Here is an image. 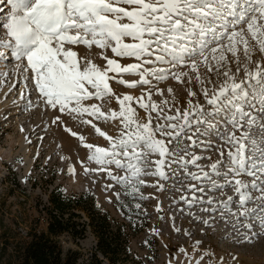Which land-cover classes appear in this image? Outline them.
Listing matches in <instances>:
<instances>
[{
    "label": "snow or ice",
    "instance_id": "1",
    "mask_svg": "<svg viewBox=\"0 0 264 264\" xmlns=\"http://www.w3.org/2000/svg\"><path fill=\"white\" fill-rule=\"evenodd\" d=\"M0 15V63L10 60L17 71L30 70L25 80L34 86L45 108L92 124L96 134L108 141L109 147L104 148L83 143L84 137H78L89 151L88 161L98 166L96 171L107 172L126 195H133L144 184L142 173L167 178L162 169L177 163L171 159L178 155L170 148L173 141L195 128L187 136L195 147L193 136L214 134L229 145L226 157L221 152L222 159L211 164L207 173L197 165L201 158L194 155L190 160L180 157L179 167L192 181L208 182L207 188L194 185L190 191L233 187L238 201L228 197L213 207L216 202L211 197L206 201L195 195L191 200L181 199L189 207L206 204L203 210L209 215L219 211L222 216H235L233 229L239 242L250 243L264 235V60H254L257 52L264 57V0H0ZM79 45L101 49V59L106 61L103 67L79 57L74 50ZM227 53L237 65L236 73L220 71ZM241 57L243 76L237 80ZM209 58L216 62L217 75L225 78L211 92H203L210 111L196 105L168 115L163 111L166 101L162 105L151 102L153 91L162 92L156 87L159 83L168 78L183 82L188 73L179 69L197 73L203 64L212 72ZM121 59L134 62L124 64ZM126 75L138 79L129 81ZM0 76L6 79L7 73L0 72ZM195 79L200 81V76ZM110 81L128 89L146 88L147 92L135 98L117 94ZM113 99L118 110L102 111L100 104L89 103L110 106ZM134 104L148 114L146 121L138 118ZM152 113H156L155 124ZM94 120L117 122L119 135L101 131ZM209 120L215 124L207 123ZM53 123L59 125L61 118L57 116ZM229 126L232 132H220V127ZM65 130L77 136L67 126ZM148 155L159 157L155 172L141 167ZM189 164L197 171L188 172ZM110 166L125 175L114 176ZM248 177L251 182H244ZM133 181L138 183L133 186ZM254 192L259 193L255 198ZM249 203L256 207L249 208ZM203 259L201 255L195 264ZM218 264H223V258Z\"/></svg>",
    "mask_w": 264,
    "mask_h": 264
},
{
    "label": "rangeland",
    "instance_id": "2",
    "mask_svg": "<svg viewBox=\"0 0 264 264\" xmlns=\"http://www.w3.org/2000/svg\"><path fill=\"white\" fill-rule=\"evenodd\" d=\"M6 14L7 11L3 15ZM3 15H0V20ZM74 50L79 57H87L101 67L106 63L100 56L102 50L94 45L91 49L79 45ZM107 55L112 57L110 49ZM226 56L221 73H236L237 65L232 62L231 54L227 53ZM241 59V72L237 73V80L243 76ZM254 60L261 61L264 57L257 52ZM120 62L127 64L134 60L121 59ZM215 65L216 62L209 58L208 67L213 68L212 72L203 64L197 73H192L190 68L179 69L188 73L183 82L168 78L159 83L156 87L162 92L158 94L153 91L151 102L162 105L166 101L163 111L168 115H175L176 109L183 110L196 105L210 111L203 92L205 89L211 92L225 79L222 74L217 75ZM0 72L7 73L6 79L0 76L1 264H17L14 258L17 243L29 240L28 234L31 232H46V207L51 191L67 200L63 217L67 219L69 213L74 214L70 217L69 231L72 228L79 230L78 223L85 224L81 237H72L70 232H64L55 238L63 249H80L87 255L95 251L99 236L103 247L110 245L115 250L116 261L124 259V262L117 264H195L201 255L204 256L201 264H218L220 258H223V264H264V235L252 239L250 243L239 242L233 229L235 216H222L219 211L209 215L203 210L206 204L195 203L189 207L181 199L185 197L191 200L195 195L206 201L211 197L216 202L213 207H218L228 197L238 201L239 196L233 187L205 193L190 191L189 188L194 185L207 188L208 182L192 181L185 170L179 167L180 157L190 160L194 155L201 158L197 160V165L205 173L210 172L211 164L222 159L221 152L227 156L229 145L225 140L218 139L214 134L209 137L193 136L197 144L192 147V140L187 139V136L193 135V128L186 136H181L178 142L173 141L170 145L178 155L171 158L177 161L176 164L171 167L165 165L162 169L167 178L161 180L158 176L142 173L140 179L144 184L133 195H126L124 188L108 178L107 172L96 171L98 166L87 159L89 151L83 147L79 136L84 137L83 143L109 147L108 141L96 134L92 124H83L79 118L73 119L66 113L45 108L34 86L25 80L30 70L17 71L15 63L4 60L0 63ZM196 75L200 76V81L195 79ZM124 78L129 81L138 79L130 75ZM109 83L117 94L133 95L135 98L147 92L142 87L128 89L116 81ZM89 103L100 104L102 111L110 108L118 110L115 99L110 106L99 101ZM134 107L138 118L146 121L148 114L138 105L134 104ZM57 116L62 121L59 125L53 123ZM152 116L155 124L156 113H152ZM93 123L110 136L119 135L117 122L94 120ZM207 123L215 124V121L209 120ZM65 126L76 132L77 136H72ZM219 130L222 133L233 131L230 126L220 127ZM185 150L188 155H185ZM158 159L156 155H148L141 164L142 169L155 172V161ZM110 167L114 176L125 175L114 166ZM86 168L89 169L87 173ZM187 171L196 172L197 167L189 164ZM251 179L248 177L244 182L250 183ZM137 183L133 181V186ZM219 183L224 184L222 178H219ZM258 195L252 193L253 198ZM248 207H256V204L249 203ZM231 210L235 212V208ZM51 211L55 214L54 209ZM87 214L92 219L93 228L88 226ZM103 262L107 263L105 259Z\"/></svg>",
    "mask_w": 264,
    "mask_h": 264
},
{
    "label": "trees",
    "instance_id": "3",
    "mask_svg": "<svg viewBox=\"0 0 264 264\" xmlns=\"http://www.w3.org/2000/svg\"><path fill=\"white\" fill-rule=\"evenodd\" d=\"M66 199L60 194H55L51 191L48 195L46 210L48 212V223L46 232L37 233L31 232L28 234L29 240L18 242L14 251V258L17 264H117V262H124V259L115 260L117 256L115 250L106 245L102 246L101 237H97L96 249L85 255L80 249H63L62 245L55 239L64 232H70L72 237L82 236L85 229L84 223H78L80 229H68L70 224V217L74 216L72 213L68 214V218H64V206L67 204ZM54 209L55 214L50 210ZM88 215V214H87ZM75 216H79L76 214ZM88 226L93 228L92 219L88 215ZM76 224V223H72ZM103 259H100V257ZM119 258V257H118ZM1 264V260H0ZM7 264V263H4Z\"/></svg>",
    "mask_w": 264,
    "mask_h": 264
}]
</instances>
